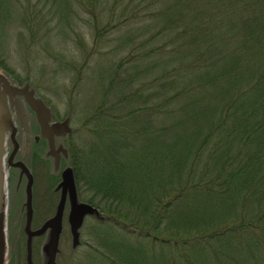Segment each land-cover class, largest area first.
I'll list each match as a JSON object with an SVG mask.
<instances>
[{"label":"trees","instance_id":"16d2710c","mask_svg":"<svg viewBox=\"0 0 264 264\" xmlns=\"http://www.w3.org/2000/svg\"><path fill=\"white\" fill-rule=\"evenodd\" d=\"M10 1L0 0L4 15H20ZM56 1L91 18L100 2L102 14L121 8L125 23L133 3L160 0ZM200 1L155 10V22L166 16L156 37L170 35L147 53L177 56L148 80L136 48L86 118L90 141L81 149L67 134L77 194L104 219L88 264H264V0H202L205 16ZM181 54L190 60L178 63ZM145 93L153 104L137 105Z\"/></svg>","mask_w":264,"mask_h":264},{"label":"rangeland","instance_id":"374dc122","mask_svg":"<svg viewBox=\"0 0 264 264\" xmlns=\"http://www.w3.org/2000/svg\"><path fill=\"white\" fill-rule=\"evenodd\" d=\"M107 1L111 4L113 0ZM10 2L19 3L15 8L21 7L22 13L27 11L28 14L32 12V15L23 21L22 13L17 16L9 15L8 18L0 9V76L8 78L18 86H27L30 91L35 92L48 106L54 120L68 122L70 130L68 134L79 137L81 149L83 142L90 141L85 121L98 103L103 87L108 86L107 76L110 70L116 69L122 62H125L126 68L131 66L133 57L130 54L136 53V48H140L144 58L140 55L141 61L138 62L137 67L143 68V64L147 65L148 70L143 72L147 74L148 80H151L169 63L171 57L177 56L171 55L164 49L157 56L156 65V60L153 61L154 56L148 54L149 50L155 53L153 48L158 44L163 47L170 35L161 33L156 37L160 32L161 22L166 16H163L164 19L158 16L155 22L153 20V15L157 16L155 10L158 14L159 9L163 11L166 5H176L177 0H160L156 9L149 7V3L138 9L133 3L131 8L135 7L134 10L127 13V20L131 19L126 20L125 23L120 21L123 18L121 8H117L116 14H102L101 2L93 7L96 14L94 18L81 11L76 4L63 7L56 0H11ZM139 2L140 0H137L135 4L140 5ZM199 6L203 8L204 16L211 11V8L204 6L202 0ZM135 13L137 15L133 16ZM181 22L183 26L190 25L188 21H184V18ZM94 31L99 33L97 41L93 37ZM178 42L182 40L179 39ZM225 46L229 47L230 44ZM177 58H180L178 63H186L190 60L189 56L184 57L182 54ZM175 64L177 63L170 64V67ZM121 77H124V74ZM119 87L128 92L123 81ZM208 93L212 100L217 102L215 104H218L221 95L214 97L217 91L213 89L208 90ZM142 98H148L147 93L138 98L137 101L140 103L136 102L137 105L153 104L151 99ZM130 101L135 100L130 99ZM211 106L215 107L214 104ZM84 157L87 158V155ZM64 164L67 165L68 162H63V166ZM78 197L83 201L79 194ZM96 221L103 222L104 219H101L99 214V218L94 222L91 219L84 222L79 230L81 247L77 246L76 252L73 246V257L70 254L71 234L67 232L63 236L57 264H75L76 258H81L82 264L89 262V258L97 248L95 237L92 235Z\"/></svg>","mask_w":264,"mask_h":264},{"label":"flooded vegetation","instance_id":"af4514ba","mask_svg":"<svg viewBox=\"0 0 264 264\" xmlns=\"http://www.w3.org/2000/svg\"><path fill=\"white\" fill-rule=\"evenodd\" d=\"M0 79H3L2 76ZM4 79L10 86L23 87L14 84L8 78ZM0 86L3 87V83H0ZM34 98L42 101L35 92ZM2 99L7 106L10 127L15 129V135L13 140L10 130L4 133L2 158L5 180L0 208V264H28L27 217L30 214L28 229L33 233L40 230L56 215L62 198L61 174L64 169L70 168L68 164L63 166V162H68V140L67 135L54 134L51 137L50 132L44 131L36 113L29 107L24 96L10 97L4 94ZM42 103L48 108L43 101ZM58 122L62 121L54 120L50 112L48 127ZM18 163L25 170L17 167ZM29 195L30 201H28ZM76 196L78 204H87L79 199L77 191ZM70 211V196L67 193L62 209L61 233L54 264L58 262L63 236L67 232L70 234L68 220ZM98 218L97 210V214L85 217L83 224L88 219ZM50 235L51 230L47 229L42 235L32 237V264H49L50 258L45 253L44 246L49 242ZM73 252L74 247L71 243L72 257Z\"/></svg>","mask_w":264,"mask_h":264},{"label":"water","instance_id":"95a60500","mask_svg":"<svg viewBox=\"0 0 264 264\" xmlns=\"http://www.w3.org/2000/svg\"><path fill=\"white\" fill-rule=\"evenodd\" d=\"M0 83H3V87L0 86V208L2 202V186H3V145H4V133L6 130L12 132V138L14 140L15 129L10 127V118L8 115L7 106L4 104L2 96L8 94L12 96H24L29 107L37 115L38 121L40 122L44 131L50 132V136L53 135L62 136L70 132L68 122L65 120L60 123H54L49 128L48 123L50 122V112L40 100L34 98V92L30 91L27 86L20 88L16 86H10L6 79H0ZM15 143V142H14ZM15 147L17 145L15 144ZM53 142L51 148L53 150ZM17 167L21 169L25 168L21 164H16ZM61 183L60 188L62 189V198L60 199L58 210L56 215L48 220L40 230L30 233L29 232V223L31 216L28 214L27 217V228L26 233L28 235V264H32L31 261V239L33 236H40L44 233L45 230L50 229L51 235L49 242L44 246V251L47 256L50 258L49 264H54V258L59 244V238L61 233V219H62V209L66 194L69 193L71 211L69 213V225H70V234L72 237V245L76 248L79 246V230L83 225L84 218L92 214H97V210L90 206L89 204H78L76 196V188L73 177V172L71 168H66L61 174ZM30 180V179H29ZM31 183V182H30ZM29 183V184H30ZM30 201V195L28 197ZM30 213V211H29Z\"/></svg>","mask_w":264,"mask_h":264}]
</instances>
